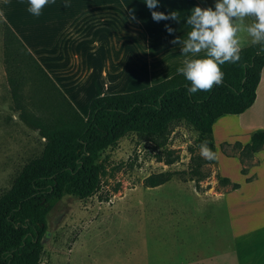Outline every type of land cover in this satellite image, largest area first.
Here are the masks:
<instances>
[{
  "label": "rangeland",
  "instance_id": "374dc122",
  "mask_svg": "<svg viewBox=\"0 0 264 264\" xmlns=\"http://www.w3.org/2000/svg\"><path fill=\"white\" fill-rule=\"evenodd\" d=\"M204 1H214L215 7V0ZM18 16H14L15 21ZM24 18L28 21L27 13ZM253 22L250 17L244 20L245 25ZM238 36L241 45L253 44L246 32ZM4 44V19L0 14V197L45 146L39 131L19 116L8 81ZM25 73L27 96L33 94L34 73ZM260 85L257 101L249 111L217 120L214 163L201 155L199 132L184 122L172 125L164 146L130 133L103 152L99 158L106 167L102 188L85 199L67 194L48 213L40 264H216V259L204 258L206 242L211 239L205 238L206 218L210 214L211 218H225L226 226L229 211L235 207L213 197L243 186L245 196L255 194L243 203L264 202V150L251 156L244 149L252 133L264 129V80ZM39 100V96L34 99ZM89 107L81 110L85 117ZM164 172H174V177L156 187L147 185L150 177ZM235 183L240 187L235 188ZM227 235L216 247L231 245ZM261 240L251 237L241 241L231 264H264Z\"/></svg>",
  "mask_w": 264,
  "mask_h": 264
},
{
  "label": "trees",
  "instance_id": "16d2710c",
  "mask_svg": "<svg viewBox=\"0 0 264 264\" xmlns=\"http://www.w3.org/2000/svg\"><path fill=\"white\" fill-rule=\"evenodd\" d=\"M4 30L14 102L20 118L39 131L45 146L0 197V264L41 263L48 213L67 194L85 199L99 191L106 174L99 158L127 134L164 146L172 125L184 122L199 132L197 146L206 145L214 152L210 160L214 163L215 122L252 107L264 69V44H250L241 48L237 62L221 65L222 83L207 91L189 94L190 82L179 76L131 92L96 96L85 117L5 20ZM26 70L34 73L33 94L27 96ZM244 149L251 156L264 150V129L255 130ZM173 177L174 172L160 173L147 185L156 187Z\"/></svg>",
  "mask_w": 264,
  "mask_h": 264
},
{
  "label": "crops",
  "instance_id": "0c3cea01",
  "mask_svg": "<svg viewBox=\"0 0 264 264\" xmlns=\"http://www.w3.org/2000/svg\"><path fill=\"white\" fill-rule=\"evenodd\" d=\"M65 3L66 0H50L39 16H33L27 11V0H0V14L80 112L87 110L96 96L126 93L132 86L138 90L183 76L177 69L186 57L172 40L186 39L189 28L184 18L193 7L214 6V1L206 4L204 0H160L156 10L176 11L181 22H156L144 0H67V6ZM26 13L28 21L24 18ZM15 15H19L16 21ZM166 25L174 29L173 34L168 33ZM242 187L213 197L235 208L229 211V221L226 218L229 229L225 218H211V214L206 218L205 238L211 239L206 242L205 260L231 264L237 258L241 241L251 237L264 239V202L243 203L255 194L245 196ZM225 235L230 237L231 245L216 247ZM261 247L264 251L263 240Z\"/></svg>",
  "mask_w": 264,
  "mask_h": 264
},
{
  "label": "clouds",
  "instance_id": "9594fccd",
  "mask_svg": "<svg viewBox=\"0 0 264 264\" xmlns=\"http://www.w3.org/2000/svg\"><path fill=\"white\" fill-rule=\"evenodd\" d=\"M49 3L50 0H27V11L39 16ZM144 3L154 21L181 22L176 11L166 13L156 10L160 0H144ZM246 17L254 18V22L245 25ZM184 23L189 28L186 39L174 37L172 43L180 45L186 57L177 71L190 82L187 92L196 94L221 84L224 77L221 65L240 59L241 40L238 33L246 32L253 44H264V0H215L214 8L193 7L184 18ZM165 27L170 35L173 34L171 26ZM201 155L209 160L215 158L214 152L206 145L201 146Z\"/></svg>",
  "mask_w": 264,
  "mask_h": 264
},
{
  "label": "bare ground",
  "instance_id": "6f19581e",
  "mask_svg": "<svg viewBox=\"0 0 264 264\" xmlns=\"http://www.w3.org/2000/svg\"><path fill=\"white\" fill-rule=\"evenodd\" d=\"M263 81V80H262Z\"/></svg>",
  "mask_w": 264,
  "mask_h": 264
}]
</instances>
